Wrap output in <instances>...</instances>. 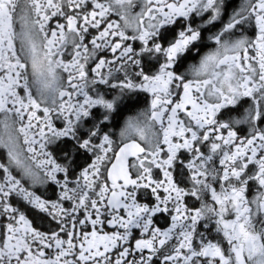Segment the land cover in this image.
Instances as JSON below:
<instances>
[{
    "label": "snow or ice",
    "instance_id": "1",
    "mask_svg": "<svg viewBox=\"0 0 264 264\" xmlns=\"http://www.w3.org/2000/svg\"><path fill=\"white\" fill-rule=\"evenodd\" d=\"M0 264H264V0H0Z\"/></svg>",
    "mask_w": 264,
    "mask_h": 264
},
{
    "label": "flooded vegetation",
    "instance_id": "2",
    "mask_svg": "<svg viewBox=\"0 0 264 264\" xmlns=\"http://www.w3.org/2000/svg\"><path fill=\"white\" fill-rule=\"evenodd\" d=\"M235 2H236L237 4H239V0H235Z\"/></svg>",
    "mask_w": 264,
    "mask_h": 264
}]
</instances>
